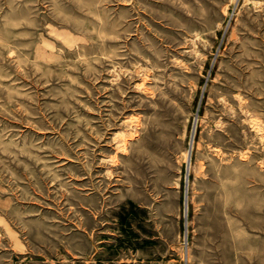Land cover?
<instances>
[{"label": "rangeland", "instance_id": "obj_1", "mask_svg": "<svg viewBox=\"0 0 264 264\" xmlns=\"http://www.w3.org/2000/svg\"><path fill=\"white\" fill-rule=\"evenodd\" d=\"M0 264H264V0H0Z\"/></svg>", "mask_w": 264, "mask_h": 264}, {"label": "bare ground", "instance_id": "obj_2", "mask_svg": "<svg viewBox=\"0 0 264 264\" xmlns=\"http://www.w3.org/2000/svg\"><path fill=\"white\" fill-rule=\"evenodd\" d=\"M130 119V118H129Z\"/></svg>", "mask_w": 264, "mask_h": 264}]
</instances>
